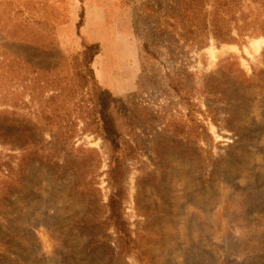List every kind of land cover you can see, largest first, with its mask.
<instances>
[{
    "label": "rangeland",
    "instance_id": "374dc122",
    "mask_svg": "<svg viewBox=\"0 0 264 264\" xmlns=\"http://www.w3.org/2000/svg\"><path fill=\"white\" fill-rule=\"evenodd\" d=\"M0 264H264V0H0Z\"/></svg>",
    "mask_w": 264,
    "mask_h": 264
},
{
    "label": "trees",
    "instance_id": "16d2710c",
    "mask_svg": "<svg viewBox=\"0 0 264 264\" xmlns=\"http://www.w3.org/2000/svg\"><path fill=\"white\" fill-rule=\"evenodd\" d=\"M194 8H196V7H194L192 4H186L185 7H182V9L184 11H186V12H189V11L191 12V11L194 10ZM182 19L184 20V25H185L184 26V30H186V31L191 30L192 29V25H193L191 23V20L187 21V19L189 20V18H187L186 20H185V18H182ZM85 52L88 55L87 58H85V61H86L87 64H89L92 61L93 56L98 52V44H97V42L90 43V44L86 45L85 46ZM89 71H90V73L92 75V78L94 79V74H93L92 68L91 69L89 68ZM104 119H105L104 126H108L107 125V120L109 119V114H105L104 115ZM107 129L108 128L102 130L101 132H99L98 130H95L94 132L98 133L105 140V138H107L105 136V134L107 133ZM113 135H114V137H116L115 139H117V138L121 139L118 134H113ZM124 143H125V141H124ZM111 147H112L111 148L112 149V153L110 155V162L114 161L115 165H114V167L110 168V174H111V177L115 181H117L118 179L120 180V179H122L125 176L126 169H125L124 164L121 161V158H120V155H119V152L121 151V148L114 141L112 142ZM130 148H131V146L128 145L124 149H130ZM118 192H119V190H116V192L113 193V195L118 196L119 195ZM116 203H117V200L114 199L113 197H111L110 206L112 207V215L115 214Z\"/></svg>",
    "mask_w": 264,
    "mask_h": 264
}]
</instances>
